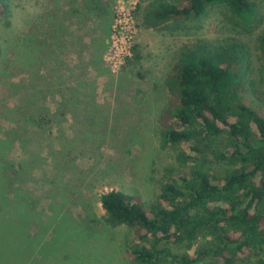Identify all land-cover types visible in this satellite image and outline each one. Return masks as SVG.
<instances>
[{"label": "rangeland", "instance_id": "rangeland-1", "mask_svg": "<svg viewBox=\"0 0 264 264\" xmlns=\"http://www.w3.org/2000/svg\"><path fill=\"white\" fill-rule=\"evenodd\" d=\"M255 1L262 24L250 34L229 23L223 6L154 30L142 24L148 0L8 1L0 12V138L22 168L15 183L42 214L30 264H139L133 251L144 243L105 223L100 196L120 191L149 207L185 171L178 148L164 145L160 121L170 103L165 78L184 45L246 44L251 69L239 93L264 111L256 47L264 0ZM213 167L218 175L229 168Z\"/></svg>", "mask_w": 264, "mask_h": 264}, {"label": "trees", "instance_id": "trees-1", "mask_svg": "<svg viewBox=\"0 0 264 264\" xmlns=\"http://www.w3.org/2000/svg\"><path fill=\"white\" fill-rule=\"evenodd\" d=\"M8 1L0 0V12H8ZM148 1L142 8L147 29L195 21L217 6L227 9L240 33L262 24L255 0ZM256 47L264 72V27ZM250 69L247 45L235 38L179 50L165 78L170 103L160 121L161 139L178 148L185 171L165 183L149 207L120 191L100 196L105 223L134 230L144 243L133 251L139 264H264V111L239 93ZM219 139L222 149L215 146ZM9 144L0 138V264H30L42 214L15 183L22 168L10 159ZM215 165L229 168L218 175Z\"/></svg>", "mask_w": 264, "mask_h": 264}, {"label": "built area", "instance_id": "built-area-1", "mask_svg": "<svg viewBox=\"0 0 264 264\" xmlns=\"http://www.w3.org/2000/svg\"><path fill=\"white\" fill-rule=\"evenodd\" d=\"M128 1H131V0H128Z\"/></svg>", "mask_w": 264, "mask_h": 264}]
</instances>
